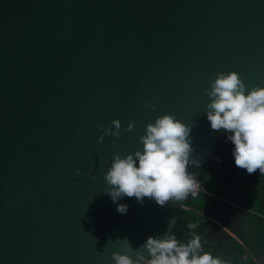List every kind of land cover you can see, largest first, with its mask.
<instances>
[{
    "label": "water",
    "instance_id": "1",
    "mask_svg": "<svg viewBox=\"0 0 264 264\" xmlns=\"http://www.w3.org/2000/svg\"><path fill=\"white\" fill-rule=\"evenodd\" d=\"M233 70L264 86V0H0V264H115L123 239H162L190 195L113 202L104 173L174 114L197 178L225 133L206 90ZM113 119L134 127L98 143Z\"/></svg>",
    "mask_w": 264,
    "mask_h": 264
},
{
    "label": "clouds",
    "instance_id": "2",
    "mask_svg": "<svg viewBox=\"0 0 264 264\" xmlns=\"http://www.w3.org/2000/svg\"><path fill=\"white\" fill-rule=\"evenodd\" d=\"M209 85L206 114L211 128L223 129L228 134L227 140L234 145L232 154L236 167L245 169L248 174L257 171L264 174V86L254 85L249 90L234 70L218 72ZM145 106L153 110L157 107L147 101ZM133 127L134 122L129 120L122 128L119 119H113L111 126L98 125L97 142L102 143L106 136L118 138L122 131L130 132ZM190 133L191 125L176 119L174 114L157 116L139 137L142 151L137 149L123 157L119 151L113 153L111 166L104 173L106 187L103 191L113 202L126 196L143 203L147 197L160 206L195 196L201 185L187 169L190 164L199 167L200 161L192 156ZM111 145L118 147L115 140ZM75 174L81 175L80 169H76ZM127 210L126 204L117 205L119 213ZM196 227V224L188 225L190 230ZM122 247L123 251L112 252L115 264H224L212 253L203 251L199 235H193L185 243L176 238L172 229L162 239L149 236L138 249H133L125 238Z\"/></svg>",
    "mask_w": 264,
    "mask_h": 264
},
{
    "label": "trees",
    "instance_id": "3",
    "mask_svg": "<svg viewBox=\"0 0 264 264\" xmlns=\"http://www.w3.org/2000/svg\"><path fill=\"white\" fill-rule=\"evenodd\" d=\"M227 135L197 175L210 195L190 197L172 233L185 243L199 235L203 251L224 264H264V174L236 167Z\"/></svg>",
    "mask_w": 264,
    "mask_h": 264
},
{
    "label": "built area",
    "instance_id": "4",
    "mask_svg": "<svg viewBox=\"0 0 264 264\" xmlns=\"http://www.w3.org/2000/svg\"><path fill=\"white\" fill-rule=\"evenodd\" d=\"M196 179L201 185V190L195 196L190 195V197H197L199 195V193H201V192L210 195V192L202 185L201 180L199 178H196ZM184 208H187V206L184 205Z\"/></svg>",
    "mask_w": 264,
    "mask_h": 264
}]
</instances>
